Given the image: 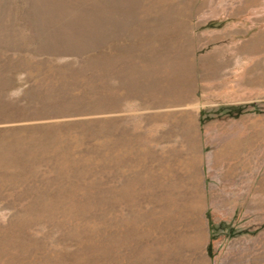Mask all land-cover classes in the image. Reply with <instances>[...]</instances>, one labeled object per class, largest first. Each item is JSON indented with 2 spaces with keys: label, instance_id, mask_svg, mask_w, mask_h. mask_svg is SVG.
Wrapping results in <instances>:
<instances>
[{
  "label": "rangeland",
  "instance_id": "rangeland-1",
  "mask_svg": "<svg viewBox=\"0 0 264 264\" xmlns=\"http://www.w3.org/2000/svg\"><path fill=\"white\" fill-rule=\"evenodd\" d=\"M0 264H264V0H0Z\"/></svg>",
  "mask_w": 264,
  "mask_h": 264
}]
</instances>
